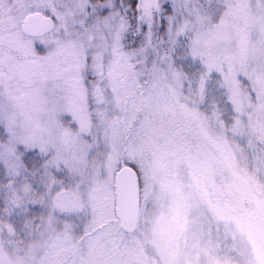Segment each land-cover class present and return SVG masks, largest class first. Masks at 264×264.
Masks as SVG:
<instances>
[{"label": "snow or ice", "instance_id": "1", "mask_svg": "<svg viewBox=\"0 0 264 264\" xmlns=\"http://www.w3.org/2000/svg\"><path fill=\"white\" fill-rule=\"evenodd\" d=\"M0 264H264V0H0Z\"/></svg>", "mask_w": 264, "mask_h": 264}]
</instances>
